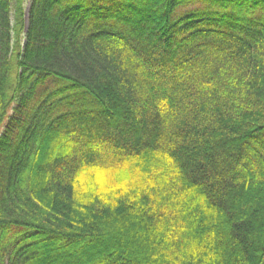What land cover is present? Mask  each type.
I'll return each mask as SVG.
<instances>
[{
  "label": "trees",
  "instance_id": "trees-1",
  "mask_svg": "<svg viewBox=\"0 0 264 264\" xmlns=\"http://www.w3.org/2000/svg\"><path fill=\"white\" fill-rule=\"evenodd\" d=\"M0 264H264V0H0Z\"/></svg>",
  "mask_w": 264,
  "mask_h": 264
},
{
  "label": "rangeland",
  "instance_id": "rangeland-1",
  "mask_svg": "<svg viewBox=\"0 0 264 264\" xmlns=\"http://www.w3.org/2000/svg\"><path fill=\"white\" fill-rule=\"evenodd\" d=\"M28 8H29V2L26 1V2L24 3V5H23V11H24V19H25V21H26V19H27V10H28ZM195 10H199V8H198V7L187 8V9L181 10L178 14H180V15L183 16L185 13H189L190 11H195ZM180 15H178V16H180ZM11 17H12V16H11ZM37 101H38V100H37Z\"/></svg>",
  "mask_w": 264,
  "mask_h": 264
}]
</instances>
